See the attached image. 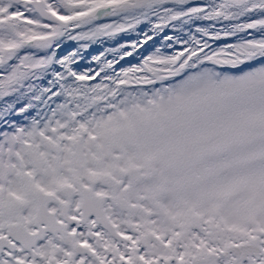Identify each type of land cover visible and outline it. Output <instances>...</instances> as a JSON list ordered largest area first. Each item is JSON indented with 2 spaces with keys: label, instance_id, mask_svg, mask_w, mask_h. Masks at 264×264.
I'll list each match as a JSON object with an SVG mask.
<instances>
[{
  "label": "snow or ice",
  "instance_id": "obj_1",
  "mask_svg": "<svg viewBox=\"0 0 264 264\" xmlns=\"http://www.w3.org/2000/svg\"><path fill=\"white\" fill-rule=\"evenodd\" d=\"M0 264H264V0H0Z\"/></svg>",
  "mask_w": 264,
  "mask_h": 264
},
{
  "label": "rangeland",
  "instance_id": "obj_2",
  "mask_svg": "<svg viewBox=\"0 0 264 264\" xmlns=\"http://www.w3.org/2000/svg\"><path fill=\"white\" fill-rule=\"evenodd\" d=\"M96 47H99V46H96ZM133 62H135V61H133ZM124 66H127V65L125 64Z\"/></svg>",
  "mask_w": 264,
  "mask_h": 264
}]
</instances>
